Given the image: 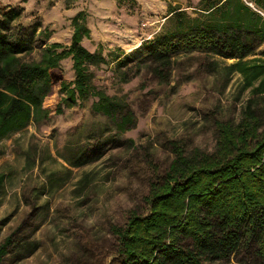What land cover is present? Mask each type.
I'll use <instances>...</instances> for the list:
<instances>
[{
	"label": "rangeland",
	"instance_id": "1",
	"mask_svg": "<svg viewBox=\"0 0 264 264\" xmlns=\"http://www.w3.org/2000/svg\"><path fill=\"white\" fill-rule=\"evenodd\" d=\"M198 1L0 0V9H22L13 26L21 25L20 36L33 43L19 55L23 62L38 61L44 44L67 45L69 19L80 10L91 33L84 46L101 47L107 60L117 49L137 57L144 41L171 27V10L192 16ZM45 28L52 32L48 40L39 34ZM258 59L264 43L244 61ZM132 61L123 69L127 83L119 82L114 63L95 70L93 80L107 94L126 97L134 114L130 130L118 133L87 102L0 140V245L11 237L1 264H120L111 227H124L131 211L148 213L149 185L164 176L173 145L185 155H212L217 123L237 125L248 108L264 133V95L250 94L242 76L227 70L235 60L197 50L179 54L165 84L152 75L151 62L136 68ZM62 68L71 79L70 63ZM58 99L55 91L44 106L53 111ZM208 264L262 262L247 246Z\"/></svg>",
	"mask_w": 264,
	"mask_h": 264
},
{
	"label": "trees",
	"instance_id": "2",
	"mask_svg": "<svg viewBox=\"0 0 264 264\" xmlns=\"http://www.w3.org/2000/svg\"><path fill=\"white\" fill-rule=\"evenodd\" d=\"M192 9V16L171 10L166 19L171 27L144 41L137 57L117 49L107 60L101 47L84 46L91 33L80 10L69 19V43L44 44L39 60L29 62L19 55L32 49V40L20 36L21 25L13 26L22 9H0V140L87 102L118 133L130 130L134 114L126 97L109 95L93 82L94 71L109 63L119 82L127 83L123 69L133 59L136 68L143 60L151 62L152 75L165 84L173 58L197 50L235 60L227 70L242 76L250 94L264 95V59L244 61L264 43V0H199ZM39 34L48 40L52 32L45 28ZM64 62L70 63L69 80ZM55 91L59 99L51 111L44 103ZM216 128L214 154L185 155L173 145L167 171L149 185L148 213L131 211L124 227H111L120 244V264H208L228 260L247 246L264 264V133L249 108L237 125L217 123ZM10 244L7 237L0 245V264Z\"/></svg>",
	"mask_w": 264,
	"mask_h": 264
},
{
	"label": "built area",
	"instance_id": "3",
	"mask_svg": "<svg viewBox=\"0 0 264 264\" xmlns=\"http://www.w3.org/2000/svg\"><path fill=\"white\" fill-rule=\"evenodd\" d=\"M263 15V14H262ZM263 17H264V15H263Z\"/></svg>",
	"mask_w": 264,
	"mask_h": 264
},
{
	"label": "crops",
	"instance_id": "4",
	"mask_svg": "<svg viewBox=\"0 0 264 264\" xmlns=\"http://www.w3.org/2000/svg\"><path fill=\"white\" fill-rule=\"evenodd\" d=\"M251 6V5H250ZM252 7V6H251Z\"/></svg>",
	"mask_w": 264,
	"mask_h": 264
}]
</instances>
